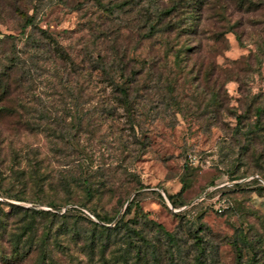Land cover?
I'll use <instances>...</instances> for the list:
<instances>
[{
	"label": "rangeland",
	"instance_id": "rangeland-1",
	"mask_svg": "<svg viewBox=\"0 0 264 264\" xmlns=\"http://www.w3.org/2000/svg\"><path fill=\"white\" fill-rule=\"evenodd\" d=\"M3 103L0 264H264V0H0Z\"/></svg>",
	"mask_w": 264,
	"mask_h": 264
},
{
	"label": "trees",
	"instance_id": "trees-1",
	"mask_svg": "<svg viewBox=\"0 0 264 264\" xmlns=\"http://www.w3.org/2000/svg\"><path fill=\"white\" fill-rule=\"evenodd\" d=\"M198 2H200V3H202V4H204L205 3V1H207V0H197ZM178 7H179V2L178 1H175L171 6H169V7H166V8H164V10H165V14H171V13H173L174 11H176L177 9H178ZM162 18L161 17H159V21L161 20ZM34 25H36V22H35V20H34V17L33 16H27L26 18H25V20H24V22L21 24V33H25V30H26V28L28 27V26H34ZM163 26H157V24L156 23H153L150 27H149V30L147 31V32H145V34H143V38H147V37H151V36H154V35H156L157 33H160L161 31L163 32V30H165L164 28H162ZM233 27V26H232ZM233 31H234V33H236V36L238 37V39H240V34H239V32L237 31V30H235V28L233 27V28H231ZM135 73H136V71H135ZM6 86H4V88H5V91H9V83L7 82V84H5ZM119 86V89H120V93H121V97H122V99H123V101L125 102V103H127V105L130 103V101H129V91H128V87L127 86H124V85H120V84H118ZM4 107H6V105L3 103V104H0V109L1 108H4ZM257 112L258 113H260L261 112V109L260 108H258L257 109ZM182 182H183V185H182V187L180 188V190L177 192V193H175V194H168V198H169V200L172 202V204L174 205V206H176L177 205V202H176V200H175V198L176 197H179V196H181L182 195V193L184 192V190H185V188H186V182H185V179L183 178L182 179ZM87 193L88 194H91V189L90 188H88V186H87ZM17 200H23V198L22 197H17L16 198ZM2 199H0V201H1ZM9 204H12V203H9ZM50 206H52V207H57V205L56 204H54L53 202H51L50 204H49ZM136 206V207H140L139 206V204L137 203V202H135V200L134 199H132L131 201H130V203L129 204H127V206H126V209H125V211H124V215L125 214H127V213H129L130 211H131V209L133 208V206ZM101 221H104V222H112L113 220H114V217H111V216H101L100 214H95ZM124 225H127V224H124ZM128 226V225H127ZM166 233L168 234V235H170L172 238H173V236H172V234H171V232H167L166 231Z\"/></svg>",
	"mask_w": 264,
	"mask_h": 264
}]
</instances>
